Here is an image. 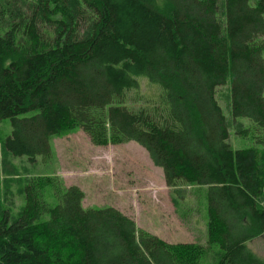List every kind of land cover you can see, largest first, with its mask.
Instances as JSON below:
<instances>
[{
  "label": "trees",
  "instance_id": "1",
  "mask_svg": "<svg viewBox=\"0 0 264 264\" xmlns=\"http://www.w3.org/2000/svg\"><path fill=\"white\" fill-rule=\"evenodd\" d=\"M162 1L76 0L70 10L37 0L13 20L0 34L4 148L33 163L75 126L94 145L134 142L178 196L203 189L217 264H264L246 246L264 233V0H223L221 19L218 0ZM142 79L157 88L144 102ZM226 83L255 147L228 143L215 93ZM36 189L25 187L17 219L0 220V264H200L196 248L168 244L115 207H83L76 185L54 186L42 218Z\"/></svg>",
  "mask_w": 264,
  "mask_h": 264
},
{
  "label": "rangeland",
  "instance_id": "2",
  "mask_svg": "<svg viewBox=\"0 0 264 264\" xmlns=\"http://www.w3.org/2000/svg\"><path fill=\"white\" fill-rule=\"evenodd\" d=\"M261 2L250 0L252 5ZM36 3L37 0H0V34L9 29L13 20L30 14V7ZM63 3L70 10L77 6L76 0H63ZM156 3L163 6L162 0H156ZM222 5L223 0H218L220 19ZM26 19H22V24ZM215 93L225 115L232 150L255 147L248 120L231 115L228 83L218 86ZM156 94L155 86L144 79L140 81L137 96L141 102ZM10 129L8 119L0 121V220L3 216L9 222L18 218L27 185H33L42 193V218L47 216L45 209L56 203L54 186L76 185L84 194L83 207H115L131 217L137 228L168 244L196 248L200 264L218 263L220 248L207 241L208 219L203 189L184 185L179 190H182L179 193L182 197L178 196L166 186L162 170L152 164L138 144L109 142L94 145L84 131L75 126L52 136L50 155L30 163L25 156H12L4 148ZM256 200L264 209V184ZM246 246L264 260V233L248 240Z\"/></svg>",
  "mask_w": 264,
  "mask_h": 264
}]
</instances>
